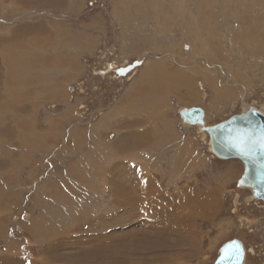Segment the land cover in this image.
<instances>
[{
  "label": "rangeland",
  "instance_id": "obj_1",
  "mask_svg": "<svg viewBox=\"0 0 264 264\" xmlns=\"http://www.w3.org/2000/svg\"><path fill=\"white\" fill-rule=\"evenodd\" d=\"M53 54L64 63L53 66ZM202 56L224 64L230 77L202 69ZM149 58L158 70L166 67L158 80L146 73ZM77 60L82 68L74 72ZM135 61L140 63L131 68ZM126 66L128 72H117ZM129 96L141 110L131 120L118 103ZM246 105L264 107V0H0V264H68V258L76 260L73 264H213L219 248L236 238L245 245L246 264H264V202L249 200L252 191L238 185L243 162L218 158L209 134L185 123L180 112L201 106L206 124L213 125ZM117 124L137 132L134 143L121 139L119 152L147 160L126 157L121 164L119 153L109 152V140L118 137L111 127ZM97 125H110L103 130L109 131L107 141L97 142ZM84 137L90 148L86 155ZM141 143L145 148L138 147ZM183 145L205 151L207 158L201 161L199 152L195 160L179 159L176 149ZM142 163L162 189L154 203L159 208L152 205L135 216L122 209L131 224L126 218L117 221L108 180L125 174L129 181ZM136 175L131 187L140 181ZM217 185L224 187L221 195ZM193 186L208 190L212 212L193 215L189 222L190 207L179 208L182 192ZM167 194L176 196V210L160 207ZM151 211L157 214L148 216ZM175 220L176 232L171 226L162 229ZM135 224L162 240L143 241L145 250H134L139 242L130 239L137 234L119 232ZM99 243L106 246L103 252ZM114 248L118 254H108ZM135 251L146 254L131 257Z\"/></svg>",
  "mask_w": 264,
  "mask_h": 264
},
{
  "label": "bare ground",
  "instance_id": "obj_2",
  "mask_svg": "<svg viewBox=\"0 0 264 264\" xmlns=\"http://www.w3.org/2000/svg\"><path fill=\"white\" fill-rule=\"evenodd\" d=\"M12 3V2H11ZM24 3V2H23ZM211 3V2H210ZM206 4V3H205ZM34 6V5H33ZM72 7V6H71ZM200 19V18H199ZM242 20V19H241ZM241 25V24H240ZM243 26H245V25H243ZM242 27V26H241ZM59 29H60V27H59ZM242 29V28H241ZM248 29H250V27H248ZM42 30V29H41ZM243 30V29H242ZM60 31V30H59ZM56 32V31H55ZM68 34V33H67ZM67 34H66V36H67ZM84 34V33H83ZM243 34V33H242ZM79 36V35H78ZM77 36V37H78ZM238 36V35H237ZM248 36H249V34H248ZM262 36H263V33H262ZM10 37V36H9ZM79 38V37H78ZM251 38V37H250ZM262 38V37H261ZM240 39V38H239ZM46 40V39H45ZM60 40V39H59ZM59 40H55V41H59ZM62 40V39H61ZM38 41V40H37ZM63 41V40H62ZM66 41V40H65ZM210 41V40H209ZM46 42V41H45ZM45 42H43V43H45ZM82 42V41H81ZM84 42L86 43V44H89V43H87L86 42V39H84ZM212 42V41H211ZM57 43V42H56ZM58 43H62V42H58ZM218 43V42H217ZM14 44V43H13ZM46 44V43H45ZM67 44V43H66ZM59 45V44H58ZM207 45V44H206ZM216 45V44H215ZM215 45H213V46H215ZM44 46H46V45H44ZM55 46V45H54ZM61 46H63V45H61ZM65 46V45H64ZM67 46V45H66ZM202 47H203V45H201ZM217 46V45H216ZM216 46L215 47H212V48H216ZM248 46V45H247ZM209 47V46H208ZM260 47V46H259ZM46 47H44V49H45ZM65 48V47H64ZM203 48H207V46H204ZM66 49V48H65ZM210 49V48H209ZM192 50V49H191ZM215 50H218V49H215ZM262 51H263V49H262ZM192 52V51H191ZM220 52V51H219ZM58 53V52H57ZM57 53H55V55L57 54ZM61 54V53H60ZM199 54H201V52H199ZM205 54H207V53H205ZM205 54H204V56H205ZM218 54V53H217ZM216 54V55H217ZM58 55H59V53H58ZM65 55V54H64ZM219 55H221V53H219ZM41 56V55H40ZM42 56H44V55H42ZM60 56V55H59ZM63 56V55H62ZM67 56V55H66ZM204 56H202V61H204V62H206L207 64L206 65H204V66H202L203 68L202 69H205V71H208L209 73H210V70L211 71H216L217 73H220L221 75H223V76H225V73H227V70L225 69L226 68V66L224 65V64H222V63H217V64H210L212 61H210L208 58H206V57H204ZM23 57V56H22ZM38 57V56H37ZM47 57V56H46ZM52 57H54V59L52 60V63H53V66H54V64H55V62L57 63L58 61H60V60H58V59H56L55 58V56H54V54H53V56ZM65 57V56H64ZM63 57V58H64ZM35 58V57H34ZM33 58V59H34ZM45 58V57H44ZM58 58V57H57ZM60 58V57H59ZM230 58V57H229ZM30 59V58H29ZM38 59V58H37ZM50 59V58H49ZM46 60H48V59H46ZM51 60V59H50ZM64 60H66V58L64 59ZM67 60H68V58H67ZM228 60V59H227ZM35 61V60H34ZM41 61V60H40ZM42 61H43V59H42ZM41 61V62H42ZM45 61V60H44ZM44 61H43V63H44ZM62 61V60H61ZM157 61V60H156ZM80 62V61H79ZM148 62H150V63H148ZM199 62V61H198ZM218 62H220V61H218ZM262 62V61H261ZM59 63L60 62H58V65H59ZM62 64L64 63V62H61ZM60 63V64H61ZM73 63V62H72ZM77 63H78V60H77ZM76 63V65H78V66H82L80 63H78L77 64ZM157 64L158 63H155V59H151V58H149L148 59V61H147V67H146V69H147V74H149L150 75V79L151 80H158V77H159V75H160V73L162 72V70H163V68H166V67H163L162 69H157V68H159L158 66H157ZM159 64H163V65H165V63L163 62V61H160L159 62ZM168 64V63H167ZM66 65V64H65ZM64 65V66H65ZM69 65V64H68ZM60 66V65H59ZM210 66H212V67H210ZM218 66H220V67H218ZM61 67H63V66H61ZM256 67H258V66H256ZM255 67V68H256ZM57 68V67H56ZM71 68H74L73 69V71L74 72H78L79 70L77 69V68H75V65H74V63L71 65ZM161 68V67H160ZM169 68V67H168ZM33 70V69H32ZM34 70H36V69H34ZM199 71V70H198ZM202 71V70H201ZM248 71V70H247ZM212 73V72H211ZM210 73V74H211ZM137 74V73H136ZM145 74V73H144ZM166 74V73H165ZM230 73L228 72V75H229ZM233 74V73H232ZM156 75V76H155ZM126 76V75H125ZM142 76H144V75H142ZM141 76V77H142ZM145 76H146V74H145ZM155 77V78H154ZM229 77H230V75H229ZM26 78V77H25ZM61 78V77H60ZM64 78V77H63ZM146 78H148L147 76H146ZM26 79H28V77L26 78ZM26 79L24 80V81H26ZM138 79V78H137ZM136 79V81H138ZM141 79V78H140ZM149 79V78H148ZM60 80V79H59ZM21 81H23V80H21ZM141 80H139V82H140ZM64 83V82H63ZM63 83H61V84H63ZM143 83V82H142ZM133 84H134V82H133ZM136 84V83H135ZM139 84V83H138ZM199 84H201V83H199ZM24 85V84H23ZM145 85H147V84H145ZM145 85H141V86H144L145 88H146V86ZM202 85V84H201ZM25 86V85H24ZM140 85H139V88L141 87ZM56 87V86H55ZM148 87V86H147ZM150 87V86H149ZM16 88V87H15ZM26 88H27V86H26ZM141 88H143V87H141ZM245 88V87H244ZM54 89H56V88H53V90ZM147 89V88H146ZM43 90V89H42ZM147 91V90H146ZM51 92H53V91H51ZM55 92V94H56V91H54ZM60 93V92H59ZM246 93V92H245ZM58 94V93H57ZM125 95H126V93H125ZM143 95H145V93L143 94ZM142 96V95H141ZM195 96V95H194ZM146 97V96H145ZM127 99V98H126ZM264 106V105H263ZM32 108V107H31ZM184 108H189V107H184ZM184 108H182V110L184 109ZM249 108V106H247L246 105V109H248ZM122 109V108H121ZM32 111V110H31ZM260 111L261 112H263L264 113V107H263V109L261 108L260 109ZM120 112V111H119ZM124 114V113H123ZM120 115V114H119ZM182 115V114H181ZM109 117V116H108ZM182 117H183V121H184V116L182 115ZM107 118V117H106ZM105 118V119H106ZM105 119H103V121L105 120ZM129 119V118H128ZM123 120V119H122ZM157 120V119H156ZM205 121H206V114H205V119H204ZM124 121V120H123ZM132 122H133V120H132ZM127 123V122H126ZM134 123V122H133ZM186 123V122H185ZM37 124V123H36ZM189 124V123H188ZM118 125V124H117ZM126 125V124H125ZM199 126H201L200 124H198ZM118 126H120V124L118 125ZM44 128V127H43ZM99 128L100 127H96V129H98L99 130ZM201 129H202V127H201ZM27 130V129H26ZM29 130V129H28ZM101 130V129H100ZM31 131V130H30ZM129 133H131V132H129ZM12 134V133H11ZM132 134V133H131ZM180 135V134H179ZM95 137H98V135H94ZM45 138V137H44ZM191 138V137H190ZM86 139V138H85ZM84 139V140H85ZM102 141H104V140H102L100 137H98V141L97 142H102ZM107 141V140H106ZM105 142V141H104ZM211 142V141H210ZM98 143V144H99ZM150 143V142H149ZM94 144H96V143H94ZM110 146H109V152H112V153H119V154H117V155H115V157L116 158H121V160H123L124 159V157L125 156H128V155H133V154H135L134 152H131V151H128L126 154H121L120 152H119V149H118V147H117V144L116 143H108ZM80 146L82 145L81 143L79 144ZM84 146H83V150H82V154L83 155H86L87 154V151L88 150H90V148H89V146H87L86 145V140H85V143L83 144ZM105 145H106V143H105ZM104 145V146H105ZM145 144H140L138 147H142V146H144ZM79 146V147H80ZM103 146V145H102ZM184 146H186V145H184ZM32 147V146H31ZM82 147V146H81ZM80 147V148H81ZM97 147V146H96ZM123 148H125V146H122ZM134 147V146H133ZM137 147V146H136ZM155 147V146H154ZM187 147V146H186ZM186 147H183L184 149L186 148ZM107 148V147H106ZM144 148H145V146H144ZM128 149H131V148H128ZM191 149V148H190ZM193 149V148H192ZM197 149H198V147H197ZM178 150H181V149H178ZM177 150V151H178ZM125 151H126V149H125ZM183 151V150H182ZM181 151V152H182ZM196 152H198L197 150H195ZM213 151V150H212ZM124 152V151H123ZM203 152V151H202ZM111 153V154H112ZM195 153V152H194ZM62 154V153H61ZM125 155V156H124ZM150 155V154H149ZM204 155L206 156V154L204 153ZM143 156V155H142ZM152 156V155H151ZM105 157V156H104ZM196 157V156H195ZM207 157V156H206ZM218 157V156H217ZM87 158H90V156H87ZM218 158H220V157H218ZM140 159V158H139ZM196 159V158H195ZM203 159H204V157H203ZM221 159H223V158H221ZM228 159H233V158H228ZM228 159H225V160H228ZM235 159H238V158H235ZM121 160H119V162H121V164H122V161ZM146 160V159H145ZM239 160H241V159H239ZM222 161V160H221ZM13 163V162H12ZM81 164V163H80ZM72 165V164H71ZM30 166V165H29ZM81 166V165H80ZM117 166V165H116ZM120 166V165H119ZM124 166V165H123ZM122 165L120 166V167H123ZM142 166V165H141ZM143 166H144V164H143ZM72 168H73V166H71ZM107 167H109V166H107ZM146 167V166H145ZM88 168V167H87ZM116 167L114 166V169H115ZM109 169V168H108ZM126 169V168H125ZM124 169V171H127V170H125ZM144 169V168H143ZM232 169V168H231ZM111 170H112V168H111ZM131 170H134V169H131ZM136 170V169H135ZM148 170V169H147ZM120 171V170H119ZM86 172V171H85ZM140 172V171H139ZM143 172V171H142ZM234 172H235V170H234ZM80 173V172H79ZM105 173H106V171H105ZM112 173V172H111ZM125 173V172H124ZM127 173V172H126ZM128 173H130L129 171H128ZM135 173V172H134ZM137 173H138V171H137ZM81 174H82V172H81ZM87 174V173H86ZM85 174V175H86ZM118 174V173H117ZM131 174H133V173H131ZM142 174V173H141ZM144 175L142 176V177H140L141 175H139V176H137L136 175V173L135 174H133V175H136V177L138 178H140V181H138V183H135V182H137V178H136V181L134 182L135 183V186L134 187H131V185H130V183H132V180L134 179V177H132L131 175H130V180L128 181L127 180V176H124L125 174H121V175H116V176H111L110 178H109V180H108V186L111 188V191H112V193H114V195H113V200H112V202H113V204L115 205V207L119 210V217L117 218L118 220L117 221H120V220H124L125 218L127 219H125L124 221H127L126 223H129V222H131V220H130V216H128V215H132L133 213H134V216H135V214H137V213H139L140 215H143V213H144V209H146V208H148V207H151L152 208V205H155L154 203H156V200L158 199V197L157 196H159L160 195V192L159 191H161V190H156V189H154L153 188V190H155V191H150V189H149V184L152 182L151 180H152V178L149 176V175H147V173L145 174V173H143ZM221 174V173H220ZM103 175V174H102ZM114 175H115V173H114ZM127 175V174H126ZM129 175V174H128ZM83 176V175H82ZM97 176V175H96ZM106 176V175H105ZM108 176V175H107ZM230 176V175H229ZM100 177V176H99ZM131 177H132V179H131ZM234 178H235V176H233ZM232 177V178H233ZM237 177V176H236ZM66 178V177H65ZM84 178V177H83ZM108 178V177H107ZM106 178V179H107ZM129 178V177H128ZM87 179V178H86ZM75 180V179H74ZM84 180H85V178H84ZM83 180V181H84ZM139 180V179H138ZM223 180H224V178H223ZM86 181V180H85ZM102 180H100L99 181V183L101 182ZM131 181V182H130ZM227 181V180H226ZM239 181V180H238ZM106 182V181H105ZM130 182V183H129ZM77 183V182H76ZM85 183V182H84ZM128 183V184H127ZM142 183H145V186H147L148 187V191L147 192H144L145 191V189H144V185H142ZM146 183H147V185H146ZM154 183V182H153ZM232 183H233V181H232ZM231 183V184H232ZM236 183V182H235ZM82 185H83V183H82ZM117 185H119V186H117ZM151 186H154V185H151ZM223 187V186H222ZM159 188V187H158ZM218 188V187H217ZM224 188V187H223ZM242 188H246V187H242ZM248 189H250V190H252L251 188H249V187H247ZM142 189H144V190H142ZM222 189V188H221ZM119 190H121L122 192H120ZM226 190V189H225ZM188 191V190H187ZM190 191V190H189ZM104 192H105V190H104ZM194 192V191H193ZM215 192H216V194L218 195L219 193H220V195H221V192H219V191H217V190H215ZM190 193V192H189ZM183 194V193H182ZM191 194V193H190ZM67 196V195H66ZM190 196V195H189ZM157 197V199L155 200V198ZM160 197H162V194L159 196V198ZM67 198H70L69 196H67ZM254 198V195H253V193H252V195L248 198L249 200L250 199H253ZM170 200V198H168L166 195H164L163 196V201L161 200L160 201V203L161 202H167V201H169ZM259 200V199H258ZM4 201V200H3ZM68 201H70V200H68ZM158 201V200H157ZM172 201V200H171ZM260 201H262V200H260ZM65 202V201H64ZM210 195H209V193H195V195L193 196V197H187V198H185L184 197V200H183V202L181 201V205L182 206H180V207H184V209H182L181 211H183V212H185V210H186V207L188 208V207H197L198 206V210H196V211H193L192 212V208H191V213L188 211V212H185L186 214H188V221L190 222V220L194 217V216H197V215H202L203 214V216H205L207 213H204L203 211H201L200 209H209L210 210V208H209V206H210ZM264 202V201H263ZM27 203V202H26ZM55 203V202H54ZM133 203H135V205H137V207H135V205H134V207H132V205H133ZM142 203V204H141ZM170 203V202H169ZM60 204V203H59ZM62 204V203H61ZM141 204V205H140ZM165 204H167V203H165ZM66 205V204H65ZM69 205H71V204H68V206ZM113 205V206H114ZM161 205V204H160ZM169 205V204H168ZM178 205H180V204H178ZM214 205V204H213ZM217 205V204H216ZM60 206V205H59ZM171 206V205H170ZM170 206H168L167 208H169ZM161 208H164L165 209V207L166 206H164L163 205V207L162 206H160ZM57 208H58V206H57ZM61 208H62V206H61ZM60 208V209H61ZM70 208V207H69ZM155 208H158L157 207V205H155V207L154 208H152V209H154L155 210ZM122 209H124V210H126L129 214L127 215V214H125V213H123V212H121V210ZM180 209V208H179ZM161 211H163V210H161L160 209V212ZM56 212V211H55ZM62 212V211H61ZM64 212V211H63ZM57 213V212H56ZM65 213V212H64ZM163 213V212H162ZM178 213V212H177ZM180 213V212H179ZM155 214H157V213H155V212H153V211H151V212H148V216H151V215H155ZM165 214V213H164ZM56 215V214H55ZM160 215V214H159ZM178 215V214H177ZM176 215V216H177ZM181 215V214H180ZM194 215V216H193ZM132 217V216H131ZM158 217V216H157ZM138 218H140V217H138ZM167 218V217H166ZM185 219V218H184ZM49 220V219H48ZM58 220H61L60 218L58 219ZM170 220V219H169ZM181 220H182V216H181ZM55 221V220H54ZM160 221V220H159ZM157 222H158V220H157ZM172 222V221H171ZM59 223V222H58ZM161 223H162V220H161ZM164 223V222H163ZM121 224V223H120ZM141 224V223H140ZM140 224H135V226H138L137 228L136 227H133V226H131L130 225V229H127L125 232H119V234L120 235H126L127 233H135V234H137L136 235V237L135 238H132V239H130L132 242H134V241H138L139 243H137V244H133L132 245V247L131 248H140V249H137L138 251H141V249L143 248V250H145L144 248H145V246H143V241H145V242H148V241H160V240H162V239H160V238H158L159 236H156V235H154V236H148L147 234H146V231L145 230H143V228H141V226H140ZM158 224V223H157ZM174 224V225H173ZM168 225V224H167ZM187 225V224H186ZM44 226V225H43ZM156 226V225H155ZM171 226V228L172 227H174V226H176V220L173 222V223H171L170 225H168V226H163V228L162 229H164V228H166V227H168V229H169V227ZM54 227V226H53ZM129 227V226H128ZM161 227H159V226H157V229H160ZM162 229H160V230H162ZM174 229H175V232H176V227H174ZM105 230H107V229H105ZM137 231H139V232H137ZM163 231V230H162ZM194 231V230H193ZM137 232V233H136ZM158 233V232H157ZM159 234H165V232H162V233H159ZM146 235V237L143 239V236H145ZM40 236H38V238H39ZM40 239V238H39ZM46 239V238H45ZM101 239V238H100ZM158 239V240H157ZM104 240V239H103ZM98 241H100V240H98ZM108 241V240H107ZM103 242V241H102ZM98 243V242H97ZM100 244V246L99 245H97L99 248L98 249H100V251L101 252H103L104 250L102 249V246L104 245V243H99ZM106 244V243H105ZM103 247H106V246H103ZM107 248H109V246H107ZM112 248V247H111ZM55 249V248H54ZM146 249H147V247H146ZM135 250V249H134ZM46 251V250H45ZM93 250H91V249H89V250H87V253H91ZM219 251H220V248H219V250H218V254H219ZM42 252H44V251H42ZM48 252V251H47ZM46 252V253H47ZM49 252H51V251H49ZM53 252V251H52ZM85 252V251H84ZM83 252V253H84ZM116 252H119V248H114V249H111V250H109V252H108V254H113V256L114 255H117L118 253H115ZM133 252V251H132ZM136 252V251H135ZM146 252V251H145ZM133 254V253H132ZM135 255H131V257H133V256H145V254L146 253H139V252H136V253H134ZM55 255H57V254H55ZM98 256V255H97ZM110 256V255H109ZM125 256V255H124ZM129 256V255H128ZM86 257V256H85ZM88 257H86V259H87ZM95 258V257H94ZM99 258V257H98ZM112 258V257H111ZM78 259V258H77ZM41 260V259H40ZM89 260V259H88ZM62 261H65V260H62ZM74 261H76L74 258H68L67 259V262H68V264H73V262ZM110 262V261H109ZM130 262V261H129ZM129 262H128V264H129ZM134 261H131V263H133ZM153 262H155V260L153 261ZM158 262V261H157ZM9 263V262H8ZM76 263V262H75ZM160 263V262H159ZM82 264V263H81ZM123 264H127L126 262H123ZM137 264H141V261H137ZM246 264V263H245Z\"/></svg>",
  "mask_w": 264,
  "mask_h": 264
},
{
  "label": "water",
  "instance_id": "obj_3",
  "mask_svg": "<svg viewBox=\"0 0 264 264\" xmlns=\"http://www.w3.org/2000/svg\"><path fill=\"white\" fill-rule=\"evenodd\" d=\"M139 63L140 61H135L129 66L132 68ZM129 66L121 68L117 72L125 74L128 72ZM181 114L184 116V122L190 125L200 124L202 130L209 134L212 150L216 156L223 159H241L244 164V173L240 177L238 185L251 188L254 198L264 201V148H261L259 143H253L264 134V113L257 107L249 106L248 109L213 125L206 124L204 120L206 111L201 106L184 108ZM238 133L247 136L251 146L250 152L242 153L233 146V138ZM245 261V245L242 240L236 238L226 242L220 248L213 264H245Z\"/></svg>",
  "mask_w": 264,
  "mask_h": 264
},
{
  "label": "crops",
  "instance_id": "obj_4",
  "mask_svg": "<svg viewBox=\"0 0 264 264\" xmlns=\"http://www.w3.org/2000/svg\"><path fill=\"white\" fill-rule=\"evenodd\" d=\"M197 53H199V52H197ZM215 56H216V58L218 59V61H222L221 59H223V57L221 56V55H219V53L216 55L215 54ZM197 61V60H196ZM202 66H204V65H206L207 63L206 62H204V61H202ZM212 64V63H211ZM78 68H79V71L81 70V68H82V66H78ZM203 68V67H202ZM226 70H227V73H225V76H227L228 77V72H229V69L226 67L225 68ZM168 71V70H167ZM161 73H163V72H161ZM230 73V72H229ZM225 80H226V77H225ZM216 91H218V89L216 88ZM146 92V91H145ZM151 92H147V93H145V95H143L142 96V100H143V103H144V99L143 98H145V96L146 97H149V94H150ZM127 98V99H126ZM134 98H136V97H134ZM133 98V99H134ZM178 98H180V96L178 97ZM132 98H131V96H129V97H121L120 99H119V101H118V103H120L121 105H123L124 107H126L129 111H126V113H125V116L127 117V118H129V120H131V115H135V114H137V115H139L140 114V112H141V110L140 109H138L136 106H132L133 105V103L135 102L134 100H133ZM181 99V98H180ZM192 100L193 101H195V96H194V94H193V96H192ZM184 102H188V100H187V98L185 99V101ZM191 107V106H190ZM182 108H184V107H182ZM182 108H181V110H180V112L182 111ZM131 111V112H130ZM134 112H137V113H135L134 114ZM115 114H117V112L115 113ZM106 117H104V119H105ZM123 118H121V124L124 122V123H126V121H123L122 120ZM102 122H100V123H103L104 121L103 120H101ZM98 126V125H97ZM96 126V127H97ZM95 127V128H96ZM98 127H100V126H98ZM107 128H110V125H108L106 128H104V129H107ZM114 131H116L117 132V134H118V137L116 136L115 137V140H112V139H110L109 140V143H116L117 145L119 144V143H121V139H125V140H127L129 143H134V136H136V134H137V132H135L134 131V126H132V127H130V126H128V125H126V126H118V125H115V126H112L111 127ZM124 128H126V130L124 129ZM101 129V127L99 128V130ZM104 129H101L100 130V133L98 134V136H100V138H103V139H107V134H109V131H107L106 133H104ZM129 132H131V133H129ZM128 133V134H127ZM180 134V135H179ZM94 135H96L95 133H94ZM139 135L140 136H142L143 135V131L142 130H140L139 131ZM78 137H80L81 138V135H79L78 134ZM159 136L158 135H156V138H158ZM176 137L177 138H181L182 137V134L180 133V131H177L176 132ZM185 138H188V139H192V138H190V137H185ZM84 139H85V137H84ZM195 141V140H194ZM83 144L85 143V140L82 142ZM141 144H143V143H141ZM84 146V145H83ZM187 146V147H186ZM186 146H182V148H181V150H178L179 148H177L176 149V152H178L179 153V155H180V157H179V159H185V158H191V159H193V160H195V156L197 155V154H199V152H202L203 150H200L199 152H196L195 150H196V148L195 147H193L192 145H186ZM118 147V146H117ZM183 147H186L185 149L183 148ZM191 148V149H190ZM193 148V149H192ZM118 149H120L119 147H118ZM178 150V151H177ZM183 150V151H182ZM182 151V152H181ZM195 152V153H194ZM204 153H205V151H203L202 153H201V157H200V160L201 161H203V157H204V159L205 158H207L205 155H204ZM136 154V153H135ZM135 154H133V155H128V156H125L124 158H126V157H131V158H137V159H139V160H141V161H143V160H147V157H145V156H140V157H137V156H135ZM198 157H199V155H198ZM121 160V159H120ZM201 161H200V163H201ZM237 162H239V160H237L236 161V163ZM143 164L144 163H142V166H136V170H139L138 171V174L139 175H141L140 177H142L144 174L143 173H147V175H149L150 176V174L148 173V170H147V167H145V164H144V166H143ZM144 168V169H143ZM143 171V172H142ZM146 171V172H145ZM227 172H229V171H227ZM137 173V172H136ZM142 173V174H141ZM223 174L224 173H221L220 174V176H219V178L220 177H222L221 179H223L224 177H223ZM151 177V176H150ZM152 181V180H151ZM226 183H228V181H226L225 180V178H224V180H222L221 181V184L222 185H225ZM142 185H144L143 187H144V189H145V191L144 192H147L148 191V187H149V189H150V191H155V190H153V188L154 189H156L157 191L158 190H161L162 191V189H160V188H158V187H156L154 184H153V181L149 184V186L147 187V186H145V183H142ZM146 185H147V183H146ZM151 185H154V186H151ZM118 186V185H117ZM218 187V188H217ZM193 189H191L190 191H189V189H186L185 191H183L182 193V195H183V197H185V198H187V197H193L194 195H195V193H209L208 192V190L207 191H200V190H198V189H194V186L192 187ZM222 188V186L221 185H217L216 186V189L215 190H217V191H219V192H221L222 193V191H223V188ZM144 189H142V190H144ZM188 190V191H187ZM120 192H122L121 190H119ZM161 191H159L160 193H161ZM194 191V192H193ZM112 192V191H111ZM191 194H190V193ZM113 195H114V193H112ZM112 195V196H113ZM190 195V196H189ZM168 198H170V200L169 201H167V202H161L160 203V201H159V205L160 206H162L163 207V205L164 206H166L165 208H167L168 206H170L169 208H171V207H174L175 208V210H176V196H174V195H169V194H167L166 195ZM172 200V201H171ZM170 202V203H169ZM165 203H167V204H165ZM169 204V205H168ZM158 208H159V206H158ZM184 209V207H180V210H182V209ZM191 208H192V212L194 211L193 209H194V207H190V211H191ZM198 210V209H197ZM201 211H203L204 213H208L210 210H211V212H212V208L209 210V209H200ZM175 214H176V211H175ZM200 216H203V214L202 215H200ZM119 216H115L114 218L116 219V220H118L117 218H118ZM129 224H131V222L129 223ZM129 224H126V225H129ZM174 225V224H173Z\"/></svg>",
  "mask_w": 264,
  "mask_h": 264
},
{
  "label": "snow or ice",
  "instance_id": "obj_5",
  "mask_svg": "<svg viewBox=\"0 0 264 264\" xmlns=\"http://www.w3.org/2000/svg\"><path fill=\"white\" fill-rule=\"evenodd\" d=\"M233 146L236 147L242 153H248L251 151V146L248 143V138L243 133H238L235 138H233ZM253 143H259L261 148H264V134L259 137L258 141Z\"/></svg>",
  "mask_w": 264,
  "mask_h": 264
}]
</instances>
